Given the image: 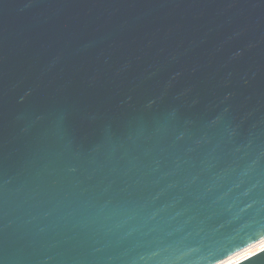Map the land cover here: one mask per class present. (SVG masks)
Returning a JSON list of instances; mask_svg holds the SVG:
<instances>
[{"label": "water", "instance_id": "water-1", "mask_svg": "<svg viewBox=\"0 0 264 264\" xmlns=\"http://www.w3.org/2000/svg\"><path fill=\"white\" fill-rule=\"evenodd\" d=\"M262 239L264 0H0V264Z\"/></svg>", "mask_w": 264, "mask_h": 264}, {"label": "bare ground", "instance_id": "bare-ground-1", "mask_svg": "<svg viewBox=\"0 0 264 264\" xmlns=\"http://www.w3.org/2000/svg\"><path fill=\"white\" fill-rule=\"evenodd\" d=\"M264 249V239L256 242L255 244L237 252L229 258L222 261L220 264H236L237 262L253 255L254 253Z\"/></svg>", "mask_w": 264, "mask_h": 264}, {"label": "built area", "instance_id": "built-area-1", "mask_svg": "<svg viewBox=\"0 0 264 264\" xmlns=\"http://www.w3.org/2000/svg\"><path fill=\"white\" fill-rule=\"evenodd\" d=\"M221 263V262H220ZM220 263H218V264H220Z\"/></svg>", "mask_w": 264, "mask_h": 264}]
</instances>
